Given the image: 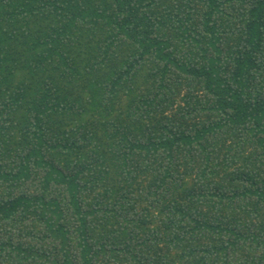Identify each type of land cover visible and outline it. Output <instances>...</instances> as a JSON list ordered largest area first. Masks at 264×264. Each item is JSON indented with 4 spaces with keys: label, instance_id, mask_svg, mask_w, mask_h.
Instances as JSON below:
<instances>
[{
    "label": "trees",
    "instance_id": "1",
    "mask_svg": "<svg viewBox=\"0 0 264 264\" xmlns=\"http://www.w3.org/2000/svg\"><path fill=\"white\" fill-rule=\"evenodd\" d=\"M0 264H264V0H0Z\"/></svg>",
    "mask_w": 264,
    "mask_h": 264
}]
</instances>
